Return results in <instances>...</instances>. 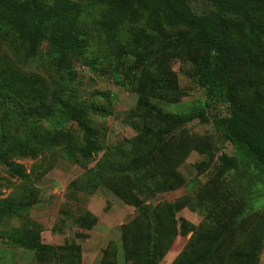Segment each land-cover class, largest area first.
Instances as JSON below:
<instances>
[{
    "label": "trees",
    "instance_id": "1",
    "mask_svg": "<svg viewBox=\"0 0 264 264\" xmlns=\"http://www.w3.org/2000/svg\"><path fill=\"white\" fill-rule=\"evenodd\" d=\"M85 1L101 8L94 21L97 32L109 44L118 42L119 54L129 46L126 53L131 74L163 55L161 45L165 42L176 55H196L188 59L191 76L203 92V101L176 117L174 125L210 120L233 148L232 155L221 154L217 158L211 185L213 191L232 188L233 174L228 183L225 178L235 172L244 183V192L235 199L234 207L232 200V208L211 209L170 264H224L228 258L233 264H256L264 240V207L255 208L262 197L258 187L264 184V84L259 78L264 75V0ZM199 1L206 3L209 10L197 12L194 5ZM133 10H139V16L153 22L155 27L160 25L161 30L171 33L169 39L154 49L142 47L140 35L126 25ZM84 14L83 4L76 0H0V48L11 51V58L0 62V109L12 114L16 125L24 127L21 130L17 126L9 132L0 126V164L7 167L10 175L28 181L29 175L14 159H34L57 145H62L66 157L77 164L102 152L96 165L72 181L69 189L94 194L104 186L133 206L137 215L121 235L120 256L129 262L138 248L141 252L132 264H158L175 237V215L187 208L189 201L184 200L185 205L176 201L153 205L151 200L183 185L177 168L187 145L176 141L171 144L174 138L169 136L173 135L174 125L169 131L154 130L140 120L141 124L133 127L139 130L141 142H129L130 145L126 143L121 148L101 147L89 119L92 107L80 101L75 90L65 87L76 79L75 63L88 59L89 44L82 25ZM126 26L130 38L128 43H122ZM43 40L52 51L50 68L61 73L64 87L59 90L50 89L41 80L30 79L17 67L36 57ZM93 63L94 58L88 62L91 66ZM138 80L140 104H150V99L170 104L181 96V91L166 76L159 81L144 76ZM217 107L224 112L209 115V109ZM54 116L75 124L80 133L78 147L73 145L69 132L43 127ZM149 116L153 124L164 118L160 112ZM193 141L187 144L192 145ZM245 173L248 178L242 181ZM245 190L250 193L245 194ZM29 206L26 199H0V222L19 217ZM94 221L78 219V224L89 229ZM162 221L171 222L167 230L162 228ZM233 234L242 235L244 242L230 252L227 245ZM13 236L12 243L34 252L39 262L44 260L45 251L53 250L39 243L36 236H30L31 239Z\"/></svg>",
    "mask_w": 264,
    "mask_h": 264
},
{
    "label": "rangeland",
    "instance_id": "2",
    "mask_svg": "<svg viewBox=\"0 0 264 264\" xmlns=\"http://www.w3.org/2000/svg\"><path fill=\"white\" fill-rule=\"evenodd\" d=\"M85 8L82 25L88 39L89 49L87 60L75 63L77 73L74 82L65 87L75 90L80 101L90 105L89 119L97 134L101 147H117L139 140V130L133 127L144 120L154 130H171L174 119L196 108L203 101V92L192 78V68L188 58L196 55H176L172 46L165 42L171 33L161 30V26H154L153 22L144 20L139 16V10H133L132 17L127 22L135 34L140 35L142 47L154 49L161 45L163 55L156 60L149 61L138 72H129V58L127 49L118 53L117 43H108L100 35L94 25L98 19L101 8L87 4L85 0H76ZM195 6L197 12L209 10V6L199 1ZM126 26L125 37L122 43H128L130 38ZM178 35V31H172ZM171 50V51H169ZM10 50L0 48V62L11 58ZM192 54V53H191ZM52 51L46 41H42L35 58L17 65L20 72L31 76L30 79L41 80L47 83L50 89L57 90L63 86L57 72L52 71L49 60ZM95 59V63L88 64ZM191 59V58H190ZM118 75L119 78H115ZM159 81L164 76L170 78L174 86L181 92L180 98L170 104L156 99H150V104H140L138 101L139 77ZM262 84L264 75L260 74ZM162 113L164 118L153 124L149 114ZM224 109H209V115L221 114ZM12 114L0 109V126L9 132L14 128L24 130L15 124ZM153 124V125H152ZM48 130L62 129L70 133L73 145L78 147L80 133L72 122H62L54 116L49 122L42 124ZM174 138L171 144L181 142L187 145L181 154L177 172L183 177V185L174 191L161 193L151 202L172 203L176 201L189 206L181 209L174 218L175 237L158 264H170L181 252L190 239L192 233L203 223L205 216L211 209L232 208L230 202L244 192V183L231 172L225 178L226 182L233 174L232 188L213 191L211 182L215 179L216 162L221 154L232 155V146L225 142L216 131L212 123H200L193 120L190 123L172 127ZM193 141L192 145L187 144ZM102 152L94 155L89 161L74 163L64 154L62 145L44 150L36 158H19L14 161L29 175L25 181L9 174L6 166L0 164V199L16 198L29 200V208L19 217L5 218L0 222V264H132L141 252L138 248L136 255L129 262H124L120 256L121 235L129 223L137 215L134 207L121 201L106 187H99L94 194L69 189L72 181L80 179L83 174L93 168L101 158ZM243 168V167H242ZM251 170V169H250ZM251 172H253L251 170ZM248 176L242 177V181ZM262 195L257 207H264V184L258 187ZM250 193L245 190V194ZM193 207L192 209H189ZM224 209V208H223ZM78 219L94 225L89 229L81 227ZM170 223V224H169ZM162 228L167 230L171 222L162 221ZM29 239L36 236L39 243L53 249L50 253L45 251L44 260L37 261L34 252L12 243L11 238ZM33 237V238H34ZM31 239V238H30ZM240 234H233L228 242V250H235L244 240ZM54 251V253H53ZM119 254V255H118ZM224 264H233L232 259H225ZM256 264H264V240Z\"/></svg>",
    "mask_w": 264,
    "mask_h": 264
}]
</instances>
